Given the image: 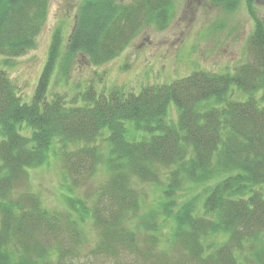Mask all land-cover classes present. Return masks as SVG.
<instances>
[{"label":"trees","instance_id":"trees-1","mask_svg":"<svg viewBox=\"0 0 264 264\" xmlns=\"http://www.w3.org/2000/svg\"><path fill=\"white\" fill-rule=\"evenodd\" d=\"M212 1L229 13L245 4L255 23L249 39L254 62L221 75L195 71L138 94L117 88L99 94L92 86L71 98L51 94L54 75L61 72L66 81L79 52L105 65L144 24L166 20L172 2L84 0L67 43L60 31L54 34L32 101L24 103L2 67L36 47L49 0H0V264L65 263L61 237L79 242L86 219L99 232L95 258L121 250L151 258L155 248H140L156 246L153 224L173 221L172 242L189 264H264V21L255 0ZM236 92L245 99L234 98ZM172 104L176 121L168 120ZM134 122L149 137L129 141L127 124ZM54 145L76 185L84 174L107 170L92 208L68 197L80 222L71 210L63 221L37 195L19 194ZM72 146L75 152L68 150ZM146 183L161 192L139 223L142 236L130 220L141 209ZM184 184L205 191L201 211L193 200L178 202Z\"/></svg>","mask_w":264,"mask_h":264},{"label":"rangeland","instance_id":"rangeland-1","mask_svg":"<svg viewBox=\"0 0 264 264\" xmlns=\"http://www.w3.org/2000/svg\"><path fill=\"white\" fill-rule=\"evenodd\" d=\"M83 1L49 0L46 23L36 47L6 66H0L6 70L24 103L32 101L49 57L54 34L60 31L64 43H67L76 26L80 4ZM118 1L122 5L134 3V0ZM255 7L258 16L264 21V0H255ZM167 15L164 21H149L144 24L119 56L105 65L96 66L84 53L79 52L73 60L71 74L66 81L62 79L64 77L61 72H56L58 74L54 75L50 87L51 94L60 93L66 98H71L83 93L90 86L95 87L99 94L110 93L116 88L126 93L138 94L143 87L169 85L189 77L195 71L221 75L234 73L237 67L254 62L249 39L255 23L244 3L238 4L235 11L229 13L212 0H172ZM236 93L234 98L245 99L240 92ZM262 93L263 90L258 96ZM169 111L168 120L176 121L178 111L174 104ZM127 125L129 141H140L143 136L149 137L142 129H135V122ZM56 147L54 145L51 149L47 164L29 172L28 180L19 188V194L27 192L37 195L43 208L50 212L62 213L64 221L67 211L72 212L68 197L87 202L92 208L94 198L109 176L106 168L101 166L92 176H80L81 180L76 185L73 176L67 174L62 153L59 152V156ZM76 149L77 147L72 146L68 150L75 152ZM140 191L143 196L140 198L141 209L130 222L132 229L143 236L146 231H138L137 228L147 216V212L156 207L155 201L161 191L156 190L150 183L142 184ZM177 199L180 204L195 201L199 212L204 206L205 191L200 186L184 184ZM72 219L80 222L75 212H72ZM166 222L153 224V228L158 229V238L152 241L156 246L146 243L140 248L141 251L145 247L155 248L156 252L151 258L130 253L129 250H121L117 255L95 258L92 254L100 243L99 232L93 221L86 219L80 223V239L76 236L79 242L75 243L66 237L67 235L66 238L61 237L60 249L69 257L63 264H189L186 257H183L182 250L178 246L174 247L172 242L173 221ZM147 235L149 237V234ZM214 241L221 244L220 239ZM241 264H244V261Z\"/></svg>","mask_w":264,"mask_h":264}]
</instances>
